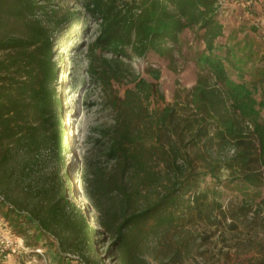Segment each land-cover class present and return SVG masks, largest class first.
<instances>
[{"label": "trees", "instance_id": "1", "mask_svg": "<svg viewBox=\"0 0 264 264\" xmlns=\"http://www.w3.org/2000/svg\"><path fill=\"white\" fill-rule=\"evenodd\" d=\"M80 6L62 12L50 0H0V194L9 205L0 204L3 230L27 246L55 250L63 263L70 250L82 263L105 264L100 256L89 257L104 243L108 264H151L137 254L136 240L161 242L178 228L177 192L192 185L185 179L162 196L163 136L171 139L177 161L186 152L185 130L175 121L173 105L151 107L156 96L164 98L161 70L150 69V80L127 59L154 55L171 64L183 32L198 30L205 50L197 62L205 74L191 93L201 119H188L186 128L195 144L205 136L212 147L233 145L235 153L222 166L239 174L224 183L248 192L264 187V56L249 79L231 76L229 48L217 51L216 41L225 34L220 0H80ZM82 11L100 20L98 35L86 47L87 76L112 87L127 84L123 95L112 98V123L88 136L79 159L85 203L70 194L71 147L59 89L64 63L56 52L64 28L80 20ZM209 174L216 177V169L202 175Z\"/></svg>", "mask_w": 264, "mask_h": 264}, {"label": "rangeland", "instance_id": "2", "mask_svg": "<svg viewBox=\"0 0 264 264\" xmlns=\"http://www.w3.org/2000/svg\"><path fill=\"white\" fill-rule=\"evenodd\" d=\"M50 1L55 7H60L62 12L82 9L80 0ZM230 1L244 11L256 14L253 9L256 0L252 3L249 0ZM81 16L80 20L64 28L66 30L58 40L56 52L58 61L64 63L60 70L59 89L64 99L71 147L69 165L73 170V186L70 194L85 203L77 173L79 159L85 152L88 136L97 135L99 130L112 123V98L116 92L123 95L127 84L114 83L112 87L87 76L84 60L86 47L98 35L100 20H95L85 11L81 12ZM231 21L232 25L237 23L233 19ZM243 21L238 26L240 28H230L225 36L217 40V51L224 52L229 48L232 61H226V66L231 76L238 80L249 79L255 65L261 64L264 56V26L261 24V29L254 30L250 27L256 24L245 19ZM204 50L205 44L198 30L186 29L181 35V48L174 52L171 64L169 58L154 55L127 59L136 72L150 80H154L148 72L150 69L161 70L158 82L164 98L156 96L151 107L160 110L168 104L173 105L175 121L179 129L185 130L186 140L181 145L186 147V152L177 161L170 150L171 139L163 136L162 196L177 189L185 179H190L188 183L192 185L188 192H177L180 197L177 208L180 226L163 234L161 242L138 238L136 252L151 264H264V187L248 192L229 187L224 180L234 173L239 174V171L223 167L222 163L235 153L233 145L212 147L205 142V136L202 142L195 144L191 140L192 131L186 128L188 119H201L191 92L199 76L205 74L203 66L197 62ZM104 55L111 57L109 52ZM73 65H76V70L72 73ZM209 84L214 87L215 80L209 79ZM212 169H216V177L214 174L203 177V173ZM3 227L0 224V230ZM26 247V250L3 257L4 264H85L79 261L77 253L70 250L65 252L66 262L63 263L52 253L55 250L37 247L42 249L41 253L37 248ZM98 248L99 253L89 254V257L99 259L100 256L108 264L111 257L106 252L105 244L99 243Z\"/></svg>", "mask_w": 264, "mask_h": 264}, {"label": "crops", "instance_id": "3", "mask_svg": "<svg viewBox=\"0 0 264 264\" xmlns=\"http://www.w3.org/2000/svg\"><path fill=\"white\" fill-rule=\"evenodd\" d=\"M220 2V20L224 23L225 34L230 28L234 26L238 27L240 23H243V19L247 20L248 22L250 21L251 24H256L255 26L253 25V27L258 26L257 29H261L262 25L264 26V0L255 1L256 4L253 6V9L255 10L256 14H251L250 11H244L241 9V7L235 5V3H232L230 0H220ZM231 19H233L234 23H237L232 25V23H230L232 22ZM253 27L251 26L250 29H253ZM225 34L223 36H225ZM219 38L217 40H219ZM0 224L6 225L3 217H0Z\"/></svg>", "mask_w": 264, "mask_h": 264}, {"label": "built area", "instance_id": "4", "mask_svg": "<svg viewBox=\"0 0 264 264\" xmlns=\"http://www.w3.org/2000/svg\"><path fill=\"white\" fill-rule=\"evenodd\" d=\"M252 1L253 0H249V3H252ZM0 204L9 206L2 194H0ZM26 248L25 241L22 237L15 236L7 230H0V255H2V257L19 253L22 250H26ZM37 250L42 253L41 248H37Z\"/></svg>", "mask_w": 264, "mask_h": 264}]
</instances>
